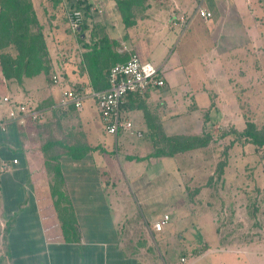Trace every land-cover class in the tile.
Returning <instances> with one entry per match:
<instances>
[{
	"label": "crops",
	"instance_id": "1",
	"mask_svg": "<svg viewBox=\"0 0 264 264\" xmlns=\"http://www.w3.org/2000/svg\"><path fill=\"white\" fill-rule=\"evenodd\" d=\"M75 1L96 9L88 11L86 22L94 23L100 35L94 29L89 41L105 36L115 43L116 58L104 56L107 63H122L134 54L159 68L164 86L127 97L121 111L132 128L116 135L104 129L89 95L96 90L89 84L86 90L78 88L85 91L84 101L92 99L96 105L99 124L88 114L90 105L83 109L84 101L79 112L56 104L61 112H77L81 127L76 133L84 142L71 144L55 125L51 130L52 120L44 117L45 111H57L51 105L55 88H37L38 106L32 104L29 86L39 85L42 73L0 87V162L17 160L0 173V246L6 262L187 264L173 256L186 242L175 233L176 226L168 220L162 231L152 228L166 214L157 215L159 209L175 210L180 194L176 159L153 155V140L161 133L177 134L175 120L200 110L224 117L226 103L250 100L257 87L264 93V83L259 85L264 82V0H149L145 7L139 0L142 4L133 6L130 25L123 23L115 0ZM199 10L211 17L202 19ZM117 30L118 38L113 36ZM80 72L79 67L74 82L88 80ZM4 97L11 103H4ZM182 103L188 106L176 112ZM18 105L41 111L42 119L7 120V112ZM70 147H86L85 153L76 158L69 154ZM46 166L51 176H58L57 191L50 190L48 183L56 182L51 176L49 182L45 174L40 177ZM83 169L92 175L82 174ZM200 234L205 249L188 264H251L244 258L262 255L264 244L256 242L224 249L212 225L202 227ZM190 245L188 241L182 246L190 250Z\"/></svg>",
	"mask_w": 264,
	"mask_h": 264
},
{
	"label": "rangeland",
	"instance_id": "2",
	"mask_svg": "<svg viewBox=\"0 0 264 264\" xmlns=\"http://www.w3.org/2000/svg\"><path fill=\"white\" fill-rule=\"evenodd\" d=\"M133 1L131 10L134 5L138 4L139 7L142 4L139 0ZM142 1V7H145L149 0ZM158 1L155 0V2ZM29 2L45 43L47 56L42 58L41 64L48 66V72L41 74L39 85L33 84L29 87L33 92L40 87L45 88V91L51 87L55 88V101L51 99L53 100L51 105L52 108L55 106L57 111L51 113L49 111L48 114H46L48 111H45L44 117L47 116V121L52 120L51 130L52 125L60 129L59 133L65 137L66 144L82 143L83 137L76 133L79 132L77 128L81 127L76 120L77 112L71 108L63 109L64 111L61 112L62 110L56 107V104L61 102L65 89L86 90L89 88L87 84L92 87L94 77L96 85L103 81L98 72L93 73L96 60L92 58L94 63H89L90 59L84 58V55L90 53L93 48L92 42L89 41V36H92L90 33L96 29L97 34L100 35L99 29L94 23L87 21L82 33L71 30L66 21V15L68 11L76 7L75 0H29ZM140 15L136 14L137 17ZM118 34L120 33L117 30L113 36L118 38ZM6 52L10 57L16 55V50L12 46L8 47ZM79 67L81 68L80 76H88L89 83L87 78L81 83L72 80L73 75L79 74ZM3 78L0 67V87L8 86V81L9 83L17 81ZM18 83L15 84L18 85ZM256 89L257 92L250 98L251 101L241 97L235 103H226L224 117L220 113L217 117H211L212 113L208 115L210 112L205 113L200 110L199 113L190 114L191 118L185 116L183 119L175 120L177 127L174 131H177V134L165 135L208 138L204 146H197L172 156L176 159V172L179 177L177 179L180 189L179 200L175 210L161 208L157 212V215L166 213L170 225H175L177 228L175 233L181 234L185 243L188 241L191 243L190 250L182 246L185 243H181L173 250V256L176 259L184 258L187 264L192 257L204 251L205 246L202 243L200 231L202 227L205 229L209 225H212L221 236L220 243L224 249H231L233 245L242 248L255 242L257 245L264 244V145L251 144L249 137L243 134L248 124H252L255 131H259L264 126V93L259 91V87ZM39 94L40 92L33 93V105L38 104ZM13 95L16 96L14 93ZM253 97H255L254 100ZM89 105L91 109L88 114L95 124H99L98 112L92 99L84 101L83 109ZM183 105L188 106L187 103L177 105L176 112H181ZM54 119L56 121H53ZM159 145L164 147V141ZM80 172L85 175L89 172L88 175H92L87 169ZM44 174L45 181L49 182L51 176L49 167H45L40 177L43 178ZM51 177L56 182L52 183L53 185L48 183L50 190H59L58 176ZM261 249V256H250L244 259L251 264H264V247ZM243 263L242 260L239 264ZM0 264H8L5 248L2 246H0Z\"/></svg>",
	"mask_w": 264,
	"mask_h": 264
},
{
	"label": "trees",
	"instance_id": "3",
	"mask_svg": "<svg viewBox=\"0 0 264 264\" xmlns=\"http://www.w3.org/2000/svg\"><path fill=\"white\" fill-rule=\"evenodd\" d=\"M115 1L123 23L130 25V12L134 1ZM74 8L81 9L84 13L85 19L79 29L82 33L86 28L89 5H81L79 2L76 3V7ZM90 39H92V36ZM92 44L93 48L91 52L86 53L84 58H89V63H94L93 59L96 60L93 73L96 74L98 72L103 81L101 80L99 85H96L94 77L92 89L101 91L108 87L107 77L109 69L117 61L116 59H111L112 62L110 60L111 63H107L108 61L104 60V56L107 55H114L115 57V53L112 50L115 43H109L106 37L103 36L96 43L93 42ZM11 46L16 50L14 57H10L6 52V49ZM46 56L43 34L41 28L36 25V15L32 10L29 0H0V67L3 77L19 81L23 77L47 73L48 66L41 64L42 58ZM254 129L252 124H248L243 134L249 137L251 144L256 146L264 145V126L259 131H255ZM155 137V140H153L155 146L153 155L158 157H171L176 153L190 150L197 146H204L208 142L206 136L201 138L167 137L161 133ZM163 141L164 147L159 145ZM84 148L82 150V148L70 147L68 151L71 156L78 158L85 153Z\"/></svg>",
	"mask_w": 264,
	"mask_h": 264
},
{
	"label": "built area",
	"instance_id": "4",
	"mask_svg": "<svg viewBox=\"0 0 264 264\" xmlns=\"http://www.w3.org/2000/svg\"><path fill=\"white\" fill-rule=\"evenodd\" d=\"M100 12L99 10H97ZM90 13H96L95 8L89 9ZM199 16L207 20L211 17L210 13L204 10H199ZM84 13L81 9L73 8L67 12L66 21L72 31H78L84 22ZM108 87L101 91L90 92L99 111V115L108 134L116 135L119 131H129L132 128L131 122L126 119L121 111L122 105L127 97L131 94H145L151 90L159 89L164 86V80L158 67L150 62H146L133 55L128 60L122 63L114 64L108 72L107 77ZM85 94L77 89H67L62 93L61 105L70 106L77 112L81 111ZM3 102L10 104L7 97L3 98ZM7 120L22 121L28 120L31 122L42 119L41 111H37L27 105H18L11 107L7 112ZM4 125V124H3ZM17 160L1 161L0 173L8 172L12 165H15ZM169 220L168 215L162 216L152 224L153 230L156 232L162 231L163 227ZM184 259H181L183 262Z\"/></svg>",
	"mask_w": 264,
	"mask_h": 264
}]
</instances>
